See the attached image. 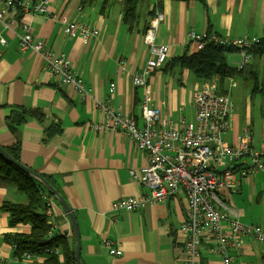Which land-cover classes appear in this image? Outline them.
Returning a JSON list of instances; mask_svg holds the SVG:
<instances>
[{
	"label": "crops",
	"instance_id": "1",
	"mask_svg": "<svg viewBox=\"0 0 264 264\" xmlns=\"http://www.w3.org/2000/svg\"><path fill=\"white\" fill-rule=\"evenodd\" d=\"M260 2L263 0H161L159 8L165 19L157 28L155 41L168 45L169 54L165 64L148 80L150 105L167 113L178 128L194 122L192 96L204 80L178 64L173 65L171 60L195 52L194 45L187 40L190 31L229 39L263 37L264 16L259 11L253 17L257 6L263 8ZM152 7L151 0L141 1L133 30L123 21L122 0L88 3L49 0L52 18L16 14L11 18L14 23L10 29L0 22V145L4 149L18 145L19 161L46 180L50 178L53 186L49 184L71 207L80 234L82 264L184 262L183 240L178 230L185 218V195L177 192L134 211H115L114 202L149 192L147 185L130 176L131 171L144 167L147 159L123 129L94 128L104 122L101 104L134 117L138 126L142 125L144 89L132 85V75L150 57L142 35L144 27H148ZM76 20L97 27L101 32L99 40L86 44L78 37L68 36L67 23ZM22 22L36 39L64 55L69 67L81 75L90 89L87 94L59 86L39 55L19 51L17 42L23 33ZM1 40L5 41L4 45ZM238 60L236 51L227 56L233 69ZM119 61L126 63L122 72L118 71ZM238 78L252 89L254 98L259 95L261 99L254 102L252 96H246L245 104L240 103L237 110L230 101L232 127L223 140L234 144L246 129L252 144L258 148L264 143V58L252 57L243 75L223 81L222 89L229 98L237 88ZM211 79L218 80L216 76ZM110 83L115 85L112 95ZM20 112L26 113L23 120L19 119ZM31 112L33 116L28 115ZM46 192L41 195H50L54 205V214L48 219L53 236L65 237L67 243L72 238L74 243L65 213ZM4 201L27 203L15 184L0 182V263L41 264L45 257L40 255L28 263L15 258L5 236L28 235L30 226L11 227L8 215L1 209ZM223 201L240 223L264 229V172L240 179L236 189L223 196ZM109 245L120 250L121 255L111 256ZM201 250L200 264H222L204 246ZM58 252L62 260L61 250ZM230 256L232 264H264V249L249 235L243 237L241 247Z\"/></svg>",
	"mask_w": 264,
	"mask_h": 264
},
{
	"label": "built area",
	"instance_id": "2",
	"mask_svg": "<svg viewBox=\"0 0 264 264\" xmlns=\"http://www.w3.org/2000/svg\"><path fill=\"white\" fill-rule=\"evenodd\" d=\"M48 5L49 0H0V22L10 29L14 23L11 18L16 14L32 13L52 18ZM53 19H56L55 16ZM164 19L163 12L155 8L154 16L142 35V42L150 57L132 75V85L144 89L141 99L142 125L138 126L132 116L114 112L105 104L99 105L104 113V122L94 128L123 129L147 159V164L138 171H131L130 176L134 181L147 185L149 192L138 198L118 200L112 207L115 211H134L145 204L152 205L177 192L182 193L187 200L185 218L178 230L185 253L183 264H200L203 246L207 253L218 256L222 264H232L230 253L241 246L243 237L253 236L264 247V229L229 220L228 208L219 195L222 191L236 189L239 180L236 174L240 175V179H246L264 171V143L258 148L254 147L251 134L246 131L234 144L224 142L223 135L230 128L233 106L228 94L219 93L216 79L205 80L200 89L193 93L194 122L182 128L175 126L167 113L150 105L151 97L146 89L148 80L154 71L164 65L169 54L168 45L155 41V32ZM21 26L23 33L18 36L17 42L19 51L39 55L59 86L68 87L78 94H87L90 89L85 86L81 75L69 67L64 55L55 54L44 41L36 39L26 23L22 22ZM66 32L68 36L78 37L86 44L98 41L101 36L97 27L79 20L68 22ZM187 40L196 51L214 43L244 50L257 41L219 38L212 33L194 31L187 34ZM1 44L4 45L5 41L1 40ZM242 56L239 69L248 59L244 54ZM118 66V71L122 72L126 63L119 61ZM114 86V83L109 84L110 95ZM237 163L239 166L233 170V164ZM41 196L45 214L50 219L54 214V205L47 195ZM110 246L109 254L119 257L121 251ZM47 251L59 256L56 250ZM34 257L30 253H23L22 261L28 263Z\"/></svg>",
	"mask_w": 264,
	"mask_h": 264
},
{
	"label": "trees",
	"instance_id": "3",
	"mask_svg": "<svg viewBox=\"0 0 264 264\" xmlns=\"http://www.w3.org/2000/svg\"><path fill=\"white\" fill-rule=\"evenodd\" d=\"M82 1L88 3L90 1L93 2L94 0ZM141 1L142 0H122L123 21L128 24L130 30L136 28L134 25L137 23L139 18L137 8ZM151 1L153 7L150 15L152 16L155 8L160 10L159 5L161 0ZM146 28L147 27H144V30H146ZM217 36L219 38H224L219 35ZM48 48L50 47L48 46ZM234 51H236V49L232 46L221 45L218 43L207 44L200 51L192 54H184L181 57L174 58L171 60V63L173 65L178 64L181 68L188 69L195 77L204 81L216 76L219 83V93L226 95L227 93L222 89L223 81L227 77L233 75L241 76L244 73L236 72L228 65L227 56ZM249 53L253 58H264V36L259 38L258 44L249 49ZM24 114L26 113H19L20 120H23L22 115ZM35 114L37 113H34V115ZM28 115L33 116L32 112ZM53 132L59 131L54 130ZM19 149L20 147L15 145L12 148L5 149V151L13 159L19 161ZM237 166L238 165L233 164L232 169L236 170ZM236 175L240 179V175ZM47 180L53 186L50 178ZM0 182L15 184L17 186V190L24 194L27 200L26 204L4 201L1 205V209L8 215L9 225L11 227L18 224H27L30 226V233L28 235L16 234L5 236L6 242L10 244L14 250L13 252L15 258L22 260L23 253H30L33 256H44L45 260L41 264H75L73 239L71 238V242L67 243L65 237H57L53 236V234L49 235L50 222L45 214L44 201L41 196V194L46 192V190L41 186V184L6 161L1 155ZM48 197L51 198L50 195ZM55 249L58 251L61 250V254L63 256L62 260H59L55 253L47 251ZM0 264L6 263L1 262Z\"/></svg>",
	"mask_w": 264,
	"mask_h": 264
},
{
	"label": "water",
	"instance_id": "4",
	"mask_svg": "<svg viewBox=\"0 0 264 264\" xmlns=\"http://www.w3.org/2000/svg\"><path fill=\"white\" fill-rule=\"evenodd\" d=\"M0 155L9 163L14 165L16 168L21 170L24 174H27L31 176L33 179L39 182L41 186H43L46 191L51 194L58 202L61 210L65 213L71 230H72V235L74 238V261L75 264H82L81 259H80V250H81V241H80V234L77 226V222L75 219V216L72 212L71 207L65 202V200L61 197V195L53 188L49 182L39 173L31 170L30 168L26 167L23 165L20 161H16L13 159L6 151L5 149L0 145Z\"/></svg>",
	"mask_w": 264,
	"mask_h": 264
},
{
	"label": "rangeland",
	"instance_id": "5",
	"mask_svg": "<svg viewBox=\"0 0 264 264\" xmlns=\"http://www.w3.org/2000/svg\"><path fill=\"white\" fill-rule=\"evenodd\" d=\"M29 1V0H28ZM260 3H262V9L260 8V6H257V11H256V13L253 15V17H257V12H259V11H261V16H264V0H263V2H260ZM32 14V13H31ZM37 15H40V14H37ZM46 17H48L47 15H45ZM153 16H154V13H153V15L151 16V18H150V20H149V22L151 21V19L153 18ZM55 18L57 19V16H55ZM148 22V23H149ZM195 52H197L196 50H195ZM32 53H34V52H32ZM165 64V63H164ZM236 83H237V88L235 89V90H233V94L231 95V97L229 98L230 99V101L232 102V103H234V105H235V109L237 110V106L241 103V105H244L245 104V102H246V96H252L253 97V101L254 102H259L260 101V96L259 95H257L255 98H254V92H252V89L250 88V87H248V86H245L246 84L243 82V80L242 79H237L236 80ZM239 90H242V91H244V92H240V93H238L239 92ZM241 98V99H240Z\"/></svg>",
	"mask_w": 264,
	"mask_h": 264
},
{
	"label": "bare ground",
	"instance_id": "6",
	"mask_svg": "<svg viewBox=\"0 0 264 264\" xmlns=\"http://www.w3.org/2000/svg\"><path fill=\"white\" fill-rule=\"evenodd\" d=\"M157 31V30H156ZM155 38H156V32H155ZM236 39H241V40H252V39H255V40H257V41H255L253 44H252V46L251 47H253V46H255L256 44H258V42H259V39H257L256 37H246V38H236ZM251 47H249V48H247V49H244V50H238V49H236V51H237V53H238V56H239V60L237 61V63H236V66H235V68H234V70L236 71V72H245V70H246V68L249 66V64H250V62H251V60H252V55L249 53V49L251 48ZM242 54H244V56H246L248 59H247V61L243 64V68L242 69H239V64H241V62H242V58H243V56H242ZM233 106V105H232ZM233 112V111H232ZM231 127H232V125H230V128L228 129V130H230L231 129ZM227 130V131H228ZM226 131V132H227ZM245 131L246 132H249V130H246L245 129ZM225 132V133H226ZM250 133V132H249ZM225 142V141H224ZM229 145H232V144H229ZM237 165L239 166V164L237 163ZM260 172H264V171H260ZM238 181H240V179L238 180ZM238 185V184H237ZM237 187V186H236ZM235 190V189H234ZM234 190H231V191H222L221 193H220V198L222 199V202H223V204H224V206L226 207V208H228L227 206H226V204L224 203V201H223V196L224 195H227L228 193H230V192H232V191H234ZM187 201V200H186ZM228 213H229V216L227 217L229 220L230 219H234V220H237L236 219V216H233L231 213H230V211H229V208H228V211H227ZM233 217H235V218H233ZM238 221V220H237ZM239 222V221H238ZM240 223V222H239ZM242 224V223H241ZM244 225V224H243ZM252 226H255V225H252ZM258 242V241H257ZM259 243V242H258ZM261 246H262V248L264 249V247H263V245L261 244V243H259ZM242 245V244H241ZM241 247V246H240ZM239 247V248H240ZM238 248V249H239ZM237 249V250H238ZM237 250H232V251H237ZM212 255V254H211ZM216 256V255H215ZM218 257V256H217ZM219 258V257H218ZM220 259V258H219ZM222 263V262H221Z\"/></svg>",
	"mask_w": 264,
	"mask_h": 264
}]
</instances>
